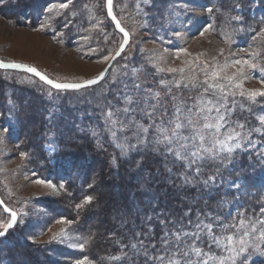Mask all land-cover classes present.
I'll list each match as a JSON object with an SVG mask.
<instances>
[{
  "label": "rangeland",
  "instance_id": "obj_1",
  "mask_svg": "<svg viewBox=\"0 0 264 264\" xmlns=\"http://www.w3.org/2000/svg\"><path fill=\"white\" fill-rule=\"evenodd\" d=\"M7 1L6 4H14L15 0ZM220 1L224 2V0H113L115 15L130 36V44L126 47L124 55L131 57V62L126 64L124 60L117 58L118 62H113L103 80L91 86L87 90V95L84 90L67 95L64 93L56 95L55 90L26 73L4 70L0 72V81L4 83L3 100L1 101L3 105H0V195L9 207L20 214L19 218L26 221V225L22 229L14 231L9 239H0V264H4L5 257L7 259L5 252L10 253L11 259L16 264L19 255L14 249L18 251V248L24 246L25 236L28 234H33L37 245L42 249L46 247L43 242L48 240L53 232H58L62 227L65 229L71 227L73 229L70 233L73 237L72 243H77V237L80 238L79 243H83L74 224L61 225L56 222L61 217H65L61 206L70 210L69 195L53 196L50 194V189H47L43 184L35 183V180L39 179L59 185L65 183L67 179L62 178L59 170L57 177H52L47 172L48 166L55 161L56 155L49 150L47 144L48 139L54 138L53 134L47 133L38 143V147L42 149L49 160L48 163L42 160L38 153H34L38 150H33L32 146L33 148L37 146L34 147L35 144L32 141L28 142L29 137L22 132V124L25 121L21 120L19 114L21 109L26 106L29 95L22 92L24 101H20L22 94L18 93L19 88H28L38 92L50 110L57 111L60 102L67 107L70 106L74 110L72 114L76 118L72 125L74 130L79 133L87 127L89 130L87 133L91 136L92 131L95 130L98 133L97 140L110 141L118 152V158L130 160L134 154L138 155L139 153L129 151L123 155L122 149L117 147V144L126 142L119 132V139L111 138L101 115L102 112L107 113L112 110L107 107V101L112 100L110 86H115L118 79H122L127 74L137 83L148 84L153 95L157 92L163 95L171 88L178 100L184 99L191 104L200 99L201 94L205 101L217 100L222 95L218 90H214L217 93L216 96L204 93V87H206L203 85L205 73L202 68L204 65H207L209 69L215 68L220 72L221 77H225L232 76L236 72L238 66H232L234 59H255L258 64L264 60V57H261L264 54V38L253 40L257 31L244 29L243 25L234 20L237 15L244 16L245 10L249 9V17L252 20L264 21V5L259 4L258 0H253L252 3L245 5L244 13H239L236 11L234 0H229L230 6L226 8L217 6ZM37 2L39 6L34 9L35 14L32 15L34 17L33 25H29L30 18H24V12L19 8L18 10L10 7L5 8L9 17L0 14V59L31 64L56 81L82 82L98 76L108 62L104 61L102 57L110 53L114 54L122 41V35L115 30L112 22L106 17L105 0H37ZM54 3H67L68 7L51 14L44 13V9ZM209 7L213 9L211 13L207 12ZM12 13L15 16L12 17ZM41 23L48 26L47 30L34 31L33 29ZM205 24L211 25L208 31H203L202 26ZM262 27H264V23H262ZM53 35H56L57 38L53 39ZM90 49L96 51L88 56L86 53ZM180 49L186 51L180 52L178 55ZM221 50H223V55H221ZM253 53L261 55L253 56ZM226 64L227 66H225ZM170 68H176L178 71L169 72ZM179 69L184 71L181 72ZM245 72L246 76L235 80L241 89L250 91L264 88V84L261 83L264 75L259 71L253 72L248 69H245ZM189 80L192 83H188ZM177 81H180L179 88ZM222 82L227 83V81ZM185 83H188L187 88L183 87ZM239 90L237 89V93ZM48 93H52L55 100H52ZM188 97L191 99L188 100ZM263 99L261 98V100ZM226 100L227 107L232 111L229 115L228 125L221 129L222 135L218 138H226L229 132L232 134L240 132L242 136H248L252 141V144H247L246 141L242 142L241 148L234 151L229 165L234 162L233 159L237 154L252 153L258 162L259 172L256 177L261 179L259 182L264 183V159H261V156H264V127L260 125V116L264 115L260 105L263 103L262 101L253 103L239 94L235 97L228 96ZM212 115L215 116V112ZM95 117L100 118L93 121L95 122L94 127L88 125L86 118L95 120ZM136 119H140L139 115ZM66 122L67 119H64L65 127ZM140 122L143 123V121ZM202 124L203 121L201 127ZM100 126L104 127L108 133L107 136L102 137ZM4 127L10 128V135L5 136L2 131ZM168 127L171 128L174 125ZM62 129L64 130V128ZM212 133H214V129L205 130L206 139L209 141L205 145L206 147L211 146ZM123 135L130 136L131 133L127 132ZM81 141L76 140L79 144ZM54 143L57 144L55 140ZM132 143H135L134 139ZM21 153H24V156H21ZM87 162V160L83 162L81 159L80 163L84 165L83 169L86 168ZM207 162L216 163L211 159ZM65 164L68 165V163ZM233 181L242 184L241 178L227 179V186L230 189H233L231 187ZM83 182L81 174L80 177L78 176L76 188L80 187ZM242 186L239 192L235 191L236 195H245L251 192L258 196L260 206L264 205V188L262 186L255 185L256 190ZM116 197L119 199V196ZM241 203V201L232 199L228 201L224 215L225 223L238 225L240 219L244 218L237 217V213H246V210L244 212L239 208ZM73 209L75 210L74 206ZM59 211L63 214H60ZM255 214V216L252 215V212L246 214V223L258 217L259 211H256ZM3 216L4 214L0 212V217ZM89 226L94 227L95 224L90 221ZM256 227L259 225L257 224ZM216 231L220 235L231 234V232H221L219 229ZM37 245H33V247ZM83 253L84 248L81 250L78 247H58L56 253L37 250L32 253V258L34 261L42 262L47 255L48 264H53L54 260H59L60 264H73L75 259L85 257L82 255ZM88 262L96 264L89 259ZM11 263L13 264L12 261ZM249 264H264V256L254 254Z\"/></svg>",
  "mask_w": 264,
  "mask_h": 264
},
{
  "label": "snow or ice",
  "instance_id": "obj_2",
  "mask_svg": "<svg viewBox=\"0 0 264 264\" xmlns=\"http://www.w3.org/2000/svg\"><path fill=\"white\" fill-rule=\"evenodd\" d=\"M234 2L236 11L242 13L245 5L252 3L253 0H234ZM259 3L264 4V0H259ZM107 4V15L114 22L115 28L123 35L118 50H115L114 54L110 53L102 58L104 61H117V58H121L126 64L130 63L131 57L124 55L126 47L130 44L129 33L125 31L120 21L113 15L112 0H107ZM67 7V3H54L45 8L44 13L51 14ZM212 11L211 7L207 8V12L211 13ZM234 20L240 25L245 24V18L242 14L235 16ZM261 23H264V21H261ZM47 27L46 24L41 23L33 30L46 31ZM202 27L203 31H208L211 25L205 24ZM52 38L56 39L57 37L53 35ZM258 38H264V27H260L256 35L253 36V40ZM95 51V49H90L86 55L91 56ZM185 51L180 49L178 55L180 52ZM221 55H223V50H221ZM252 55L259 56L261 54L253 53ZM232 66H238L236 72L232 76L221 77L220 72L215 68L209 69L207 65H204L202 68L205 73L203 85L206 87H204V93L216 96L217 93L214 90H218L222 95L217 100L209 99L205 101L203 94H201L200 99L191 104L184 99L178 100L177 95L173 93L171 88L163 95L160 92L153 95L148 84L137 83L125 74L122 79L117 80L115 86H110L112 100L107 101V107L112 110L101 113L106 130L110 132L113 140L120 138L118 132L122 135L126 143L117 144V147L122 149L123 155H126L129 151H135L141 155V159L136 164L137 168L143 167L150 158L160 157L167 171L166 182L176 187L177 190L188 186L200 188L201 185L204 190H219L222 185L217 184L216 181L217 177L221 181L223 180L220 176L221 165L225 168L228 167L232 161L234 151L241 148L242 142L246 141L247 144H252L248 136H242L240 132L235 134L229 132L226 138H218L222 135L221 129L228 125L229 115L232 111L231 108L227 107L226 97H235L239 94V96L246 97L253 103H259L260 99L264 98V88L248 91L241 89L240 85L235 83V80L239 77L247 75L245 69L253 72L259 71L264 75V63L258 64L255 59H234ZM0 68L17 69L33 74L44 85L55 89L56 95L60 93L67 95L79 90H84L87 95V90L102 80L107 71L101 72L95 79H87L83 82H57L41 73L36 67L24 63L0 61ZM168 71L175 73L178 70L170 68ZM179 71L183 72L184 70L179 69ZM222 81H227V83ZM188 83H192V81L189 80ZM188 83H185L183 87L187 88ZM261 83L264 84V79L261 80ZM177 87H180V81H177ZM193 87H195L194 84ZM237 89H240L238 93ZM48 95L52 100H55L52 93H48ZM190 99L191 97H188V100ZM221 100L224 102L221 103ZM232 103L234 104L235 101L233 100ZM213 112H215V116L212 115ZM55 115V110L47 113L50 128L53 126ZM137 115L140 117L139 120L136 119ZM140 121H143V123ZM169 125H174V127L169 128ZM260 125L264 127V115L260 116ZM211 129H214V133L211 134V146L206 147L205 145L209 141L206 139L205 130ZM2 131L5 136L10 135V128L4 127ZM127 132H130L131 135H123ZM92 138H98V133L95 130L92 131ZM77 139H80V137L77 136L69 141L61 140L58 144H55L53 138L48 139L47 144L49 150L54 154H63L68 157L79 147L76 143ZM133 139L135 143H132ZM57 148L60 149V153H57ZM103 151L104 149L101 148L100 154ZM21 156H24V153H21ZM117 159V157H112L107 161L110 176L113 175L112 170L113 166L117 164ZM209 159L216 162L215 174L209 175L207 179L198 180L197 177L202 175L204 165ZM261 159H264V156H261ZM226 161L228 163H225ZM67 162L73 169L80 170L84 168L79 160L71 159ZM89 170H91L90 166ZM102 171L101 173H93V182L88 183L89 189L96 190L98 188L99 185L95 178L102 175ZM35 183L43 184L47 189H50V194L53 196L68 195V185L64 183L56 185L39 179L35 180ZM142 187L145 191L149 190L146 186L142 185ZM231 187L239 192L243 186L238 181H233ZM85 205L91 206L96 211L104 208L99 194L96 196L86 195L83 197L82 203L77 202L74 204L77 216L80 215ZM158 208V201H154L147 213L133 210L134 214L141 216L142 223L147 226L146 230L142 229L133 237L143 249L144 264H249L254 254L264 256V205L259 207V216L247 223L246 213H237V217H244L240 219L238 225L225 223L221 215H214L211 211L203 213L197 210L196 218L193 219L191 207L183 211L182 215L174 213L171 209L168 211L159 209L158 211ZM0 212L4 214L3 217H0V239H9L14 231L22 229L26 225V221L19 218L20 214L4 201H0ZM145 215L146 219H144ZM255 215L253 213V216ZM161 216H163L162 219ZM185 220H187V224L184 223ZM56 222L61 225L77 223L75 218L69 217H61ZM257 224L259 227H256ZM233 228H236L237 231H232ZM217 229L221 232H231V234L220 235L217 233ZM76 230L78 231V229ZM72 231L71 227L68 229L62 227L58 232H53L50 238L43 242L46 247L42 249L37 245L33 234L26 235V243L21 248L16 264H48L47 255L42 262L33 260L32 253L37 250H42L45 253H56L58 247H78L82 250L84 244L79 243V237L76 238V244L72 243L73 237L70 235ZM173 237H175L174 240ZM33 245L37 246L33 247ZM52 245L57 247H49ZM133 247L135 248L136 245H133ZM53 264H60V261L54 260ZM73 264H89V262L84 257L75 259Z\"/></svg>",
  "mask_w": 264,
  "mask_h": 264
},
{
  "label": "trees",
  "instance_id": "obj_3",
  "mask_svg": "<svg viewBox=\"0 0 264 264\" xmlns=\"http://www.w3.org/2000/svg\"><path fill=\"white\" fill-rule=\"evenodd\" d=\"M6 2L8 1L0 0V14L9 17V13H6L5 8L10 7L11 9L17 10L19 8V10L24 12V18H30L28 22L29 25H33L34 17H32V15L35 14L34 9L39 6L37 0H15L13 1L14 4H6ZM217 6L226 8L230 6V1H220ZM249 15V9H246L243 28L257 31L262 27L261 20H252ZM13 16H15L14 13H12V17ZM215 16L217 20H219L216 14ZM18 18L19 16L17 19ZM261 57L263 58L264 54H262ZM261 63H264V60L261 61ZM1 71L2 70H0V72ZM3 87L4 83L0 81V105H3L1 103L3 100ZM22 92L29 95L26 106L21 109L19 114L21 120L25 121H22L24 122V124H22V132L29 137L27 140L28 142L32 141L33 144H35L34 147L37 146L35 148L32 146V149L38 150L34 153H38V155L42 157V160L49 163L42 149L38 147V143L41 142L42 138L47 133L53 134L57 144L61 140L69 141L75 139L77 136L80 137L79 140H82L81 144L76 142L79 147L72 155L65 157L63 154H56L54 157L55 161L48 166L47 172L52 175V177H57L59 170V173L62 174V178L67 179L64 184L68 185L69 189L68 195L69 201L71 202L69 206L70 210L66 209L65 206H61L60 208L64 210L65 217L75 218L77 221L74 225L76 229H78L84 244V253L82 255L94 261L96 264H144L143 249L133 237L134 234L139 233L142 229L146 230L147 226L142 223L141 216L134 214L133 210L147 213L154 201H158L159 203L158 211L159 209L165 211L171 209L174 213L180 215H182L183 211L187 210L188 207H191L193 219L196 218L197 210L203 213L211 211L214 215L219 214L224 219L228 201L231 199L241 201L242 203L239 205V208L243 211L246 210V214L252 212L253 215V213L259 211L260 203L257 199V195H253L251 192L245 195H236L235 190L227 186V179L241 178V185L248 187V189L254 188L256 190L254 187L255 185H260L264 188V183L259 182L261 179L256 177L259 172L257 167L258 162L257 159L253 157L252 153L246 152L240 155L237 154L232 164L228 165L226 168L221 167L220 176H222L223 180L221 181L220 178L217 177L216 181L217 184L222 185L219 190H204L202 185L200 188L188 186L177 190L176 187L166 182L167 171L160 157L150 158L141 168L136 167L137 161L141 159L140 154H134L130 160L118 158V152L110 141L102 142L97 140V138H92V136L87 133V131H89L87 127H85L83 132L79 133L74 130V127H72L76 121V118H74L72 114L74 110H72L70 106L67 107V105H63L64 103L62 102H60L58 106L59 109L57 111L55 110V119L53 121V126L50 128L47 113L53 110L46 107L45 101L38 92L28 88H19L18 93L22 94L20 96V101H24ZM261 101L263 104L260 105V108L264 112V99H260V102ZM98 118L95 117V120L86 118L88 120V125L93 126L95 123L93 121H96ZM64 119H67L66 127L63 125ZM62 128H64V130ZM99 130L103 133L102 137L107 136L108 133H106L104 127L100 126ZM101 139L103 140V138ZM101 148L104 149L102 154H100ZM57 153H60L59 148ZM112 157H117L118 159L117 164L113 166V175L110 176L107 161ZM71 158L79 160L80 162L81 159H83V162L87 160L88 162L85 165L86 168L83 169V171L73 169L67 162L71 160ZM65 163H68V165ZM89 166L91 170H89ZM173 170L175 171L176 169ZM101 171L102 175L96 176L95 178L99 185L98 188L96 190L89 189L88 183L93 182V173H101ZM215 172L216 163L206 162L202 175L197 177V179H207L209 175H213ZM80 173L82 174L84 182L80 187L76 188L75 185L78 176L80 177L81 175ZM53 179L56 181L55 178ZM142 185L146 186L149 190L145 191ZM97 194L101 196V204L104 205V208L96 211L93 210L91 206L85 205L80 215L77 216V210L73 209L74 204L80 202L86 195L96 196ZM116 196H119V199H117ZM0 198L2 199L1 195ZM60 214H63V212H60ZM160 218L162 219L163 216ZM144 219H146V215ZM90 221L95 224L94 227L89 226ZM184 223L187 224V220H185ZM232 231L237 230L233 228ZM174 239L175 237H173V240ZM133 245H136V247L134 248ZM14 250L18 252L19 255L21 248H18V251H16V249ZM5 253L7 254V259L6 257L4 258V264H12L11 261L14 264V261L10 257V253Z\"/></svg>",
  "mask_w": 264,
  "mask_h": 264
},
{
  "label": "water",
  "instance_id": "obj_4",
  "mask_svg": "<svg viewBox=\"0 0 264 264\" xmlns=\"http://www.w3.org/2000/svg\"><path fill=\"white\" fill-rule=\"evenodd\" d=\"M104 6H105V12H106V16H107V18L112 22V24H113V26H114V22L112 21V19L107 15V10H108V4H107V0H105V4H104ZM112 8H113V0H112ZM113 15H115V13H114V10H113ZM116 16V15H115ZM117 18V17H116ZM118 19V18H117ZM121 24V23H120ZM122 26V25H121ZM123 27V26H122ZM114 28H115V26H114ZM124 28V27H123ZM125 29V28H124ZM115 30L120 34V35H123L122 33H120L116 28H115ZM125 31H127L126 29H125ZM128 32V31H127ZM122 42V41H121ZM118 50V49H117ZM0 61H3V62H5V63H12V62H15V63H23V62H20V61H5V60H1L0 59ZM113 62L114 61H112V60H109L108 62H107V64H106V66L104 67V69L101 71V72H105V70H107L108 71V69L111 67V65L113 64ZM24 64H28V63H24ZM28 65H30V66H33V65H31V64H28ZM33 67H35V66H33ZM38 69V68H37ZM0 70H4V71H16V72H23L22 70H17V69H3V68H0ZM39 70V69H38ZM40 71V70H39ZM107 71H106V73H107ZM41 73H43L42 71H40ZM23 73H26V72H23ZM26 74H28V75H30L31 77H33V78H35V79H37L38 81H40L39 80V78L38 77H35L33 74H30V73H26ZM45 74V73H44ZM100 75V74H99ZM98 75V76H99ZM106 75V74H105ZM49 77V76H48ZM97 77V76H96ZM96 77H93V78H90V79H95ZM105 77V76H104ZM50 78V77H49ZM52 79V78H51ZM54 80V79H53ZM103 80V79H102ZM102 80H100L99 82H101ZM54 81H56V80H54ZM41 82V81H40ZM57 82H68V81H57ZM83 82V81H82ZM98 82V83H99ZM41 83H43V82H41ZM97 83V84H98ZM48 86V85H47ZM50 87V86H49ZM53 90H55V89H53ZM0 201H2V199L0 198Z\"/></svg>",
  "mask_w": 264,
  "mask_h": 264
},
{
  "label": "bare ground",
  "instance_id": "obj_5",
  "mask_svg": "<svg viewBox=\"0 0 264 264\" xmlns=\"http://www.w3.org/2000/svg\"><path fill=\"white\" fill-rule=\"evenodd\" d=\"M23 128V127H22Z\"/></svg>",
  "mask_w": 264,
  "mask_h": 264
},
{
  "label": "flooded vegetation",
  "instance_id": "obj_6",
  "mask_svg": "<svg viewBox=\"0 0 264 264\" xmlns=\"http://www.w3.org/2000/svg\"><path fill=\"white\" fill-rule=\"evenodd\" d=\"M37 80V79H36Z\"/></svg>",
  "mask_w": 264,
  "mask_h": 264
}]
</instances>
